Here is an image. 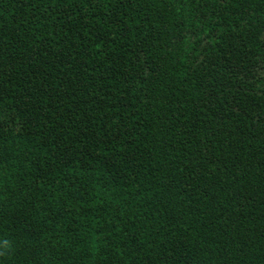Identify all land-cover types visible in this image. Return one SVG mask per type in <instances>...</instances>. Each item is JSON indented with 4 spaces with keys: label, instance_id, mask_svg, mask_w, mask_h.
Masks as SVG:
<instances>
[{
    "label": "trees",
    "instance_id": "16d2710c",
    "mask_svg": "<svg viewBox=\"0 0 264 264\" xmlns=\"http://www.w3.org/2000/svg\"><path fill=\"white\" fill-rule=\"evenodd\" d=\"M0 264H264V0H0Z\"/></svg>",
    "mask_w": 264,
    "mask_h": 264
}]
</instances>
